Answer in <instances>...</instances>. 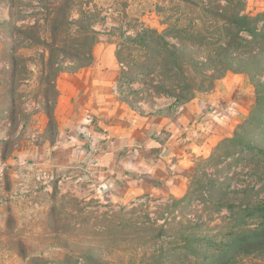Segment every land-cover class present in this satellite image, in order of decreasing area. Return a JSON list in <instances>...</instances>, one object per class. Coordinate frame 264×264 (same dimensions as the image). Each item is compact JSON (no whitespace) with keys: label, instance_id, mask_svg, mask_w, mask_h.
Segmentation results:
<instances>
[{"label":"rangeland","instance_id":"rangeland-1","mask_svg":"<svg viewBox=\"0 0 264 264\" xmlns=\"http://www.w3.org/2000/svg\"><path fill=\"white\" fill-rule=\"evenodd\" d=\"M60 1L8 0L0 86L16 121L45 115L42 139L60 146L51 120L60 89L99 69L107 51L117 69L109 84L125 105L191 111L206 129L152 194L103 198L78 167L49 168L53 177L20 189L3 178L0 264H264V0H82L103 18L86 47L71 32L51 40L43 14ZM241 15L242 29L233 24ZM210 36L223 45H198ZM89 45L94 61L82 68ZM16 141L3 146L4 162Z\"/></svg>","mask_w":264,"mask_h":264},{"label":"crops","instance_id":"crops-1","mask_svg":"<svg viewBox=\"0 0 264 264\" xmlns=\"http://www.w3.org/2000/svg\"><path fill=\"white\" fill-rule=\"evenodd\" d=\"M9 21L8 0H0V43L6 39L2 28ZM109 54L98 58L99 69L76 74L69 88L60 89L51 117L56 118L57 139H63L60 146L42 139L47 125L39 124V119L45 115L36 113L30 123L16 121L9 91L0 86V153L10 140H17L4 155L8 187H26L30 177L48 180L54 175L49 168L69 172L78 167L79 181L87 180L95 194L114 201L167 188L177 161L195 149V143L187 140L197 134L199 125L205 130V122L191 111L142 113L125 105L109 84L117 74ZM55 156L64 157L58 166Z\"/></svg>","mask_w":264,"mask_h":264},{"label":"trees","instance_id":"trees-1","mask_svg":"<svg viewBox=\"0 0 264 264\" xmlns=\"http://www.w3.org/2000/svg\"><path fill=\"white\" fill-rule=\"evenodd\" d=\"M85 2L82 0H63L62 2L60 1L58 5L52 6L50 8L45 7L46 14H43V17L46 16L45 23H48V33L50 34L51 40L54 39V36H56V33L58 31L60 32H65L66 34L71 32V37H73L74 41L77 45H82L83 47H86V42L87 40H90L93 44L95 41L94 37L98 34L97 31L93 29V25L95 22H100L103 20L102 17H95L96 15L94 14V11L98 12V10L92 9V11L86 7L88 10L83 9L82 4ZM89 4V3H87ZM85 6H88L85 4ZM218 7H221L220 3L217 5ZM201 7V6H200ZM199 7V9H200ZM202 10L200 11H206L205 7H201ZM77 14L76 18L72 17V12H75ZM209 11V10H208ZM95 17V18H94ZM97 18V19H96ZM247 19V16L241 15L237 18H235L234 25L238 28H244L243 25H239L241 20ZM232 21V22H233ZM209 20L203 25L209 26ZM254 24V22H253ZM74 26V30L72 32L71 27ZM39 27V26H38ZM192 27V25H191ZM64 29V30H63ZM199 34V33H198ZM53 38V39H52ZM214 37L210 36L209 39H206V44H198L199 46H219L223 45L220 40H214ZM94 39V40H93ZM90 44V43H89ZM172 46V45H171ZM174 46V45H173ZM77 47H75L76 49ZM78 51V50H76ZM116 58L118 60V56L116 54ZM76 60H82V63L80 66L82 68H86L89 66V62L93 63L94 61V56L92 54L90 45L89 48L87 49L86 53H83L82 56L78 57Z\"/></svg>","mask_w":264,"mask_h":264},{"label":"built area","instance_id":"built-area-1","mask_svg":"<svg viewBox=\"0 0 264 264\" xmlns=\"http://www.w3.org/2000/svg\"><path fill=\"white\" fill-rule=\"evenodd\" d=\"M6 171H7V165L4 162V160L0 157V180L4 178Z\"/></svg>","mask_w":264,"mask_h":264}]
</instances>
